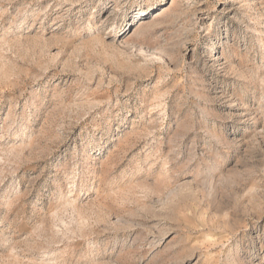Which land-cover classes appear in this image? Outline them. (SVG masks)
<instances>
[{"label": "rangeland", "instance_id": "obj_1", "mask_svg": "<svg viewBox=\"0 0 264 264\" xmlns=\"http://www.w3.org/2000/svg\"><path fill=\"white\" fill-rule=\"evenodd\" d=\"M0 264H264V0H0Z\"/></svg>", "mask_w": 264, "mask_h": 264}]
</instances>
